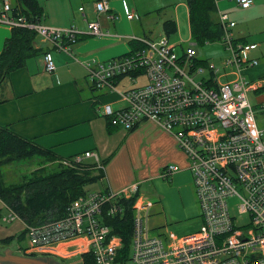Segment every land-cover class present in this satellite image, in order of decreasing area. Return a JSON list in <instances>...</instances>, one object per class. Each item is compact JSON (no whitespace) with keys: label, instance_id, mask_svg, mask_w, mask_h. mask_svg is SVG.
<instances>
[{"label":"built area","instance_id":"1","mask_svg":"<svg viewBox=\"0 0 264 264\" xmlns=\"http://www.w3.org/2000/svg\"><path fill=\"white\" fill-rule=\"evenodd\" d=\"M213 2L217 8L218 0ZM234 2L247 9L253 0ZM93 9L97 16L116 19L110 13V0H97ZM79 11L86 23L85 35L75 27H51L13 14L9 0H0V24L33 31L41 43L80 62L91 89L118 94L116 106L101 104L98 110L110 127L132 131L141 122L151 121L170 133L189 161L201 224L195 233L181 237L173 233L163 238L151 234L146 224L151 204L140 201L138 185L133 184L116 193L87 192L69 203L63 216L38 225L27 224L8 209L10 221L18 220L23 225V239L28 241L27 247H17L18 253L35 255L81 242L82 264H114L122 249L121 239L103 221L122 213L120 199L135 197L126 262L264 264V133L248 99L253 87L241 74L242 69L258 65L256 59L250 58L258 45L237 41L233 34L236 24L228 14L218 11L220 41L228 54L222 62L224 82L214 63L207 65L209 80L194 81L190 75L205 71L196 61L194 44L177 54L165 37L158 41L133 37L137 47L128 54L107 61L81 62L71 47L83 35L101 37L104 33L97 20H90L83 8ZM43 62L46 72L55 71L49 52L43 55ZM229 76L232 78L227 80ZM140 78L146 80L143 85L118 91V85L125 80L135 83ZM86 160L103 171L92 151L76 156L72 162L61 160V164L72 167ZM175 171L177 168L169 165L161 178L168 180ZM231 197H237L239 214L248 216L242 226L236 225V218L230 214Z\"/></svg>","mask_w":264,"mask_h":264},{"label":"crops","instance_id":"2","mask_svg":"<svg viewBox=\"0 0 264 264\" xmlns=\"http://www.w3.org/2000/svg\"><path fill=\"white\" fill-rule=\"evenodd\" d=\"M96 1L92 0L86 11L83 9V13L90 20L99 22L104 33L103 36L96 37L99 39L90 40L84 36L87 31L86 23L79 10L85 24L83 28L73 26L71 16L61 19L62 15L63 17L64 14L65 17L67 15L66 9L58 10L59 15L54 18L46 12L47 19H44L43 11L40 21L44 25L61 29L75 27L82 32L84 35L71 47L76 57L82 59L81 62L110 60L128 54L137 47V44L132 42L133 37L137 38L132 33V21L136 15L133 9L129 8L124 0H110V13L116 19L109 20L104 14L99 16L95 14L93 5ZM187 1L186 15L190 32ZM219 3L223 4L222 9L219 8ZM80 8L82 7L78 9ZM261 9H264V0H253L252 5L247 9L238 7L234 0H218L213 18L218 22V11L228 14L229 20L236 24L233 29L235 39L241 43L255 44L258 39L256 35H244L242 30L236 31L239 26L237 19L244 18L245 15L252 16ZM172 21L176 24L177 32L178 18H176L177 22L173 19ZM245 22L249 26L250 17L245 18ZM261 24L262 21L254 22L252 29L263 32L264 28ZM117 29H123L124 34H118ZM11 30L0 24V53ZM189 41V44H193L191 39ZM258 47L250 54V58L256 59L258 65L243 70L241 74L253 87L248 93L255 104L252 107L258 106L264 119V45ZM37 48L40 50L38 55L28 59L23 68L11 72L7 81L0 87V100L4 101L0 104V126L51 151L58 160L69 161L86 151L94 152L103 166L108 191L116 193L130 185H138L140 201L151 204L146 221L151 234L163 238L173 232L184 234L180 236L177 234V237L195 233L200 227L201 220L194 187L188 165L181 166L184 153L178 148L173 136L156 123L143 121L131 131L136 130V134L141 135L139 153L142 155V163L139 167H135L132 173L120 175L109 170L108 166L105 168V163L110 164L114 153L110 138L113 132L122 129L110 127L108 121L99 115L98 110L101 104L116 106L118 94L101 95L99 99L95 90L91 88L89 94H85L81 84L85 81L86 72L79 62L53 49L51 45L41 43L38 39ZM46 52H49L54 60L56 69L53 73L44 70L43 55ZM92 55L98 59L93 58ZM196 61H199L197 52ZM222 79L226 80L223 77ZM259 129L264 133V125ZM163 146L166 148V153L172 154L170 158L177 168L168 180L161 178L160 175L163 171ZM143 159L153 163L145 165ZM143 184L145 189L141 192L140 187ZM83 247L81 242L68 243L35 255H50L59 261L78 259L82 264Z\"/></svg>","mask_w":264,"mask_h":264},{"label":"trees","instance_id":"3","mask_svg":"<svg viewBox=\"0 0 264 264\" xmlns=\"http://www.w3.org/2000/svg\"><path fill=\"white\" fill-rule=\"evenodd\" d=\"M11 6L13 14H19L32 22L41 21L43 9L37 0H12ZM187 7L191 42L194 45H205L219 41L222 30L213 18V0H188ZM162 30L169 37L176 32V24L172 20L164 21ZM39 51L33 31L13 28L0 53V87L11 72L23 68L26 61L38 55ZM3 102L0 100V104ZM34 156L42 158L45 164H57L58 169L47 173L45 167L39 168L22 175L18 182L7 184L2 169L15 162L34 159ZM69 161L72 162V159ZM95 166L86 162L72 167L63 166L51 151L0 126V200L27 224L38 225L45 220L63 216L69 203L90 192L86 190L87 186L103 181L104 171L97 170ZM107 191L105 189L103 192ZM134 201L135 197L120 199L122 213L111 218L105 217L103 221L121 239L122 249L116 262L125 263L128 258ZM13 239H4L0 244L9 245ZM16 239L23 240V234Z\"/></svg>","mask_w":264,"mask_h":264},{"label":"rangeland","instance_id":"4","mask_svg":"<svg viewBox=\"0 0 264 264\" xmlns=\"http://www.w3.org/2000/svg\"><path fill=\"white\" fill-rule=\"evenodd\" d=\"M10 3L12 0H9ZM125 3L129 6V8L133 9L135 12L134 20L132 21V33L137 36V38H149L153 41H158L162 37L168 38L169 44L175 46V51L177 54H181L182 51L185 49L187 44H189L190 40V32L188 26V18L186 15V0H124ZM38 4L42 7L44 11V19H47V13L49 12L51 17L59 15L58 10L66 9L67 15L64 17L61 16V19L64 20L71 16L73 26H77L78 28H83L85 25L82 21L81 13L78 11L79 7H82L85 11L86 8L91 4L92 0H37ZM219 8H223V4L219 3ZM130 9V10H131ZM250 17L249 26H247L245 22V18ZM178 18V22L176 21ZM174 20L177 22L178 30L176 33L171 34L167 37L163 30H162V23L165 20ZM242 20V21H241ZM244 20V21H243ZM241 21V22H240ZM257 21H262L261 27L264 25V9H261L258 13L249 16L245 15L244 18L237 19V26L236 31L242 30L244 35H256L258 38L256 43L259 45H264V29L262 31H254L252 28V24ZM45 21H43L44 23ZM47 22V21H46ZM127 31V30H126ZM123 29H117V33L123 35ZM235 37V36H234ZM90 40L92 39H99L96 37H86ZM193 48L197 52V57L199 59L198 64L205 68V71L202 74L190 75L192 79L196 82H200L202 80L207 81L210 78V72L207 70V65L209 63H214L215 66L219 69L218 77L221 79L223 74L221 73L223 70L222 62L228 56L225 47L223 46L222 42L216 41L211 42L205 45H193ZM259 47L257 48V50ZM259 52V51H258ZM252 53V52H251ZM74 57L77 55L73 53ZM93 58L98 59L94 55ZM78 58V57H77ZM79 59V58H78ZM81 59V58H80ZM79 59V61H81ZM75 61V60H74ZM100 61H107V60H100ZM78 63V61H76ZM80 63V62H79ZM247 68L242 69L245 70ZM232 77L229 76L227 78L231 79ZM222 82L225 79L221 80ZM146 82L144 78H140L135 83H131L128 81H124L120 85H118V91H122L124 87L126 88H134L143 85ZM81 86L83 87V92L89 94L90 84L85 77V81L82 82ZM96 95L101 98V95L106 96L103 90H95ZM113 98H115L113 96ZM250 104L253 106L255 105L251 95L248 96ZM112 100V97L110 98ZM256 121L259 127L264 125V119L262 118V114L260 113V108L258 106L254 107ZM111 143L113 147V157L111 159L110 164L105 163V168H109L112 172L114 171L117 175L120 174H127L132 173L135 167H139L142 163V155H140V144H141V135L136 134V130L133 132L131 131H123L117 130L113 132L111 138ZM165 146H163V169L169 165H174L172 163V158L170 153H166ZM83 154V153H82ZM34 159L31 160H24L20 162H15L8 166L7 168L2 169V173L4 179L7 184L16 183L19 181L22 175L29 174L34 170L39 168H46V172L49 173L51 171H55L58 169L57 164H45L42 161V158L34 156ZM174 159V156H173ZM144 160V159H143ZM90 161L86 160L85 162ZM145 161V165H150L153 161ZM91 162V161H90ZM108 164V165H107ZM189 165V161L186 159V156L182 154L181 158V166L186 167ZM189 169V168H188ZM191 179L192 173L190 169L188 170ZM108 188L107 179L105 178L103 181L98 182L93 185H89L86 187V190L90 192H103L105 189ZM145 189L144 184L141 185L140 190L141 192ZM229 211L232 217H235V223L238 226H242L248 222L247 215H240L237 209L238 200L237 197H231L228 200ZM24 231L23 225L18 221H10V211L5 206V204L0 200V242L4 239H11L10 244H0V252L7 247H14V251L17 254L18 249L17 247L25 248L28 245L27 239L17 240L16 237L22 234ZM173 234H175L173 232ZM178 234V235H177ZM175 235L180 236L184 234L176 233ZM5 247V248H3ZM62 264H81L78 259H73L69 261H61ZM114 264H122L121 262H115ZM125 264H133L131 261L125 262Z\"/></svg>","mask_w":264,"mask_h":264},{"label":"water","instance_id":"5","mask_svg":"<svg viewBox=\"0 0 264 264\" xmlns=\"http://www.w3.org/2000/svg\"><path fill=\"white\" fill-rule=\"evenodd\" d=\"M0 264H62V262L50 255H20L14 251V247H7L0 252Z\"/></svg>","mask_w":264,"mask_h":264},{"label":"flooded vegetation","instance_id":"6","mask_svg":"<svg viewBox=\"0 0 264 264\" xmlns=\"http://www.w3.org/2000/svg\"><path fill=\"white\" fill-rule=\"evenodd\" d=\"M17 252V251H16Z\"/></svg>","mask_w":264,"mask_h":264}]
</instances>
